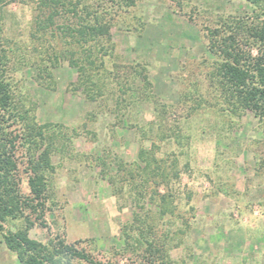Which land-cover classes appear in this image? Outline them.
<instances>
[{
  "label": "rangeland",
  "instance_id": "374dc122",
  "mask_svg": "<svg viewBox=\"0 0 264 264\" xmlns=\"http://www.w3.org/2000/svg\"><path fill=\"white\" fill-rule=\"evenodd\" d=\"M178 1L136 0L111 29L114 50L104 58L109 71L118 64L143 65L151 92L160 102L168 103L169 113L175 114L168 118L170 123L178 120L181 133L190 137L182 146L174 139L157 141L163 151L185 152L179 157L181 185L173 190L176 201L164 217L156 204L144 201V210L135 206L132 183L119 170L122 161H137L140 150L150 148L155 141L142 140L139 130L150 121H159L152 104L129 107L130 116L118 124L116 113L108 107L113 108L120 95L112 80L105 98L114 96L104 107L85 100L77 89L78 71L67 61L55 69L45 68L52 77L39 79L37 67H44L41 58L46 55L47 42L32 37L35 2H4V35L14 51L9 72L14 97L39 125L60 124L71 134L73 130L77 133L66 151L60 143L52 156L55 172L48 176L45 215L41 220L32 216L35 225L29 231L31 238L47 244H77L79 250L97 260L121 264H264V149L256 143L264 139L263 125L247 112L234 120L233 132L228 125L223 128L222 120L213 128L215 117L204 114L185 120V109L178 103L180 93L196 95L193 85L202 82L190 69L212 57L205 27L228 16H252L254 10L245 0H182L181 7ZM193 13L198 17L196 25L189 19ZM18 57L23 60L19 68ZM32 63L36 65L29 67ZM42 70L41 74L45 73ZM131 77L125 82L132 83ZM137 86L143 88L142 79L137 80ZM13 129L18 125L9 131ZM186 163L187 169L183 167ZM25 167L20 165L18 176L22 193L28 196ZM112 177L116 187L110 182ZM148 210L161 217L157 215L160 219H156L155 233L164 249L155 263L151 256L145 261L141 257L149 250L143 242L139 248L141 244L135 241L138 233L131 227L135 215L144 217ZM25 225L24 219L11 220L5 229L15 232ZM153 240L149 236L147 241ZM0 264H21L1 234Z\"/></svg>",
  "mask_w": 264,
  "mask_h": 264
},
{
  "label": "trees",
  "instance_id": "16d2710c",
  "mask_svg": "<svg viewBox=\"0 0 264 264\" xmlns=\"http://www.w3.org/2000/svg\"><path fill=\"white\" fill-rule=\"evenodd\" d=\"M31 1L35 2L37 12L32 24V37L45 39L47 42L46 55L41 58L44 71L45 68L55 69L61 62H69L78 71L77 89L85 100L100 105L102 103L104 107L114 96L113 94L112 98H105L109 80L115 82L120 95L117 96L114 107L109 105L108 107L109 111L116 113L118 124H123L130 116L131 106L152 104L154 107L159 121H150L139 130L142 140L151 138L155 141L150 148L140 150L137 161L128 163L122 161L119 170L125 172L129 177L127 180L132 183L135 206L144 210L146 205L144 201L147 204H156L164 217L176 201L173 190L181 185L179 157L185 152L177 154L174 151H163L157 141L171 142L174 139L177 145L182 146L184 141L189 142L190 137L181 133L178 120L173 119L170 123L168 118H172L175 114L169 113L171 106L168 103L160 102L151 92L152 85L144 73L143 65L118 64L113 65V69L109 71L104 60L105 56L114 50L111 29L120 23L122 12L136 5V0ZM245 1L254 10L252 16H228L211 22L212 26L205 27L207 50L212 57L200 60L190 69L191 73L200 77L202 82L193 85L196 95L191 92L180 93L178 103L185 109V120H193L208 114L215 117L216 124L213 128H217L215 126L220 123L218 120H222L223 128L228 125L230 132H233L236 128L234 120L251 112L264 127V0ZM4 2L6 0H0V234L2 239L6 247L17 255L21 264H72L75 261L85 264H121L97 260L86 251L79 250L77 244H65L63 241L47 244L29 236V231L35 225L32 216L41 220L45 215L49 196L48 176L55 172L52 156L59 151L57 145L61 143L63 151H66L68 143H71L77 133L73 130L71 134L67 127L60 124L39 125L36 118L30 115L14 97L9 77L14 51L10 46L11 41L4 35ZM178 5L183 6L182 0L178 1ZM193 14L189 19L196 25L198 17L196 18V13ZM202 21L206 22L205 19ZM46 34H50V38L46 37ZM104 41H107L108 46ZM19 50L18 47V52ZM22 63L23 60L18 57V68ZM35 65L36 63H32L29 67ZM42 69L37 67L39 79L52 77L48 71L41 74ZM129 73L133 78L132 83L125 82ZM139 79L144 82L142 89L137 86ZM91 115L94 120L95 113ZM15 125H18V129L9 131ZM256 143L258 148L264 149V139ZM22 164H26L25 170L30 188L28 196L22 193L21 178L18 176ZM188 165L186 163L183 167L187 169ZM110 182L116 187L114 177ZM161 188L165 190L164 193L160 192ZM178 205L177 203L176 206ZM157 215L159 216V213L152 210L146 211L144 217L136 214L131 225L138 233L136 243L138 245L141 242L145 243L149 250H145L149 254L143 251L145 255L141 257L145 261L151 256L153 263L163 256L164 249L155 233L156 222L161 218ZM18 219H24L26 225L23 229L15 232L5 229L6 223ZM149 236L154 240L147 241ZM165 236L168 237L166 233ZM140 247L143 245L141 244Z\"/></svg>",
  "mask_w": 264,
  "mask_h": 264
}]
</instances>
